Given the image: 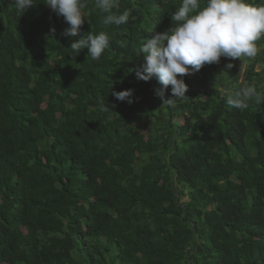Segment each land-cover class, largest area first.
<instances>
[{
    "label": "trees",
    "instance_id": "16d2710c",
    "mask_svg": "<svg viewBox=\"0 0 264 264\" xmlns=\"http://www.w3.org/2000/svg\"><path fill=\"white\" fill-rule=\"evenodd\" d=\"M36 2L20 16L0 0V264H264V103H226L264 92V36L255 58L206 64L164 101L136 69L182 0H118L120 26L87 0L71 38ZM99 31V60L70 48Z\"/></svg>",
    "mask_w": 264,
    "mask_h": 264
},
{
    "label": "clouds",
    "instance_id": "9594fccd",
    "mask_svg": "<svg viewBox=\"0 0 264 264\" xmlns=\"http://www.w3.org/2000/svg\"><path fill=\"white\" fill-rule=\"evenodd\" d=\"M68 25L63 35L76 37L85 23L87 0H40ZM17 13L22 16L38 3L36 0H14ZM95 7L104 13L103 25L120 26L129 21L132 10L115 12L118 0H95ZM174 24L148 37L140 47L142 65L136 69L138 79H155L160 87L155 95L164 99L171 86L172 97H186L188 85L184 77L201 70L206 64L228 59L225 69L233 67L232 60L255 58L261 51L258 41L264 36V3L253 4L250 0H182L170 14ZM110 46V36L105 31L88 32L73 40L70 48L77 54L87 48L93 60H99ZM119 101L132 103L133 90L114 91ZM264 103V92L251 82L239 90L227 93L230 107L244 110L251 101Z\"/></svg>",
    "mask_w": 264,
    "mask_h": 264
},
{
    "label": "rangeland",
    "instance_id": "374dc122",
    "mask_svg": "<svg viewBox=\"0 0 264 264\" xmlns=\"http://www.w3.org/2000/svg\"><path fill=\"white\" fill-rule=\"evenodd\" d=\"M246 66V62H244L243 60L239 62V64L237 65V67L241 70V72L244 70ZM139 126V129L141 132L147 134L149 132V124L145 123V122H138L137 123Z\"/></svg>",
    "mask_w": 264,
    "mask_h": 264
}]
</instances>
